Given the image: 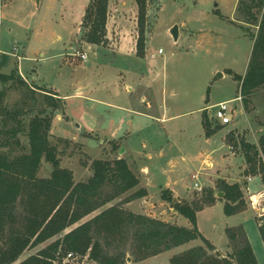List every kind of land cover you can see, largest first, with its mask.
Listing matches in <instances>:
<instances>
[{
	"label": "rangeland",
	"instance_id": "1",
	"mask_svg": "<svg viewBox=\"0 0 264 264\" xmlns=\"http://www.w3.org/2000/svg\"><path fill=\"white\" fill-rule=\"evenodd\" d=\"M117 1L110 8V28L113 33H116L119 30V19L126 18L128 24L123 27V30H128L133 35V20L135 17L138 20V3L136 0H125L124 7L120 8L119 0ZM133 1L137 4V11L134 9ZM260 1L148 0L146 54L144 57L137 56L139 64H148L150 79L153 80V93L146 92L143 87H137L140 83L138 80L137 88L130 94V105L144 113L162 115L166 112L174 118L167 124H161L138 111H125L68 96L66 107L55 116L51 128V143L58 147L61 166L73 171L76 182L87 181L93 175L94 160L125 158L124 153L120 152L121 148L126 146L125 142L122 139H110L117 134H125L131 151L140 154L136 156V159L141 162L145 160L148 165V173L144 179L147 191H149L146 199L145 197L135 199L129 205L124 204L125 208L159 219L173 217V213L179 212L163 199L164 190H170L177 198L179 196L190 203L201 202L208 188H212L211 180L216 177L217 170L221 169V173L229 179L228 181L225 179L228 183L238 182L242 186L247 202L245 211H248L250 216L246 221L255 225L256 219H263L264 216H259L261 211H256L252 207L251 193L247 189V177L251 174L247 173L249 166L246 158H242L244 154L241 148L236 146L231 149L240 158L236 160L226 145V142L231 145L232 140L240 143L243 138L251 143L257 141L255 144H258L260 135L264 131V87L251 95H244L242 94V82L237 79V75L243 77L248 70L254 46V35L258 33L256 18L260 20L264 11L260 7ZM61 7L60 4L59 6L56 4L54 6L56 14L53 11L52 16L56 15L59 18ZM174 25L179 26L180 37L177 41L171 34ZM136 29L139 36L138 24ZM147 34H149L148 46ZM78 40L77 50L81 52L84 42L80 37ZM113 41H116L115 36L112 41L108 39V43L101 47L106 51L114 50L116 46ZM52 47L57 49L58 45L53 43ZM160 48L164 50V53H159ZM155 53H157L156 57ZM35 55H38L37 58L41 57L38 52ZM109 58L110 54L104 52L93 55L92 61L96 62L94 64L96 68L89 74L83 70L73 71L72 68L62 66L58 59L49 60L36 67L35 63L28 59L23 63L24 73H22L18 58L13 56V64L4 71L10 72L13 67L18 66L20 74L25 76L31 87L50 91L57 89L63 95L72 94L75 80L101 82L98 79L101 75V78L106 81V90L113 91L118 64ZM33 68L36 69L35 73ZM220 72L223 76L219 74ZM2 89L3 85L0 82V90ZM143 93L154 102L153 109L141 102L140 95ZM109 94L110 92H104L101 97L108 98ZM24 96V89L12 86L8 90L6 100L8 105L13 107L22 102ZM236 97H242V102L233 101L231 103L232 108H236L234 122L225 126L217 124L214 117L216 108L213 105ZM199 108L202 109L199 110ZM97 111L101 112L100 119H98ZM204 115L213 128L218 126L222 129L214 133L211 143L204 141L202 145L192 144V138H195L200 129L204 127ZM85 120H89L90 124L85 123ZM82 122L84 126H93L94 131H84L85 127H80ZM77 123L80 124L77 125ZM227 131L225 142L224 135ZM19 136L23 145H28L27 135L21 133ZM190 153H195V156L192 158L191 155L188 160L185 155L188 156ZM208 153L211 154L209 160L213 162L212 167L204 161ZM169 156L176 158L178 165L174 167L167 165L165 160ZM229 164L231 166H228ZM229 167H231V172L228 176ZM52 171V164L44 159L39 176L48 177ZM195 174H198L203 190L194 188L193 176ZM253 176L262 179L261 174ZM218 180H215L213 188L217 201L203 206L197 212L198 228L205 238L215 244L216 250L226 247L229 241L226 228L235 226L239 220L244 222L245 219L241 217L239 219L235 215H226L224 211L226 200L219 194ZM140 187H142L141 184L137 188ZM252 187L256 189L254 185ZM137 188L121 195L106 207L120 202ZM104 208L86 216L81 222L89 220ZM262 208H264V201ZM174 220L171 223L191 226L190 220L182 214ZM252 237L255 252L261 264H264V248L257 238L255 239L253 235ZM196 243L203 244V240L198 239ZM41 245L27 249L19 261L44 246V244ZM112 251L115 250L112 249ZM173 253V251L164 252L153 261V264H172ZM127 255L129 256L127 264L143 262V260L134 261L131 250L127 252ZM54 264L99 263L88 255L76 254L73 258L61 255Z\"/></svg>",
	"mask_w": 264,
	"mask_h": 264
},
{
	"label": "trees",
	"instance_id": "2",
	"mask_svg": "<svg viewBox=\"0 0 264 264\" xmlns=\"http://www.w3.org/2000/svg\"><path fill=\"white\" fill-rule=\"evenodd\" d=\"M136 1L139 7L137 55L144 57L148 0ZM260 3L264 9V0ZM109 4L110 0H91L87 7L83 25L88 29L84 34L88 43L99 46L108 43ZM256 21L258 33L254 35L248 70L243 77L237 75L244 95L264 87V11L262 18ZM12 64L13 56L0 52V82L3 85L0 90V264H54L61 255L70 252L88 255L99 264H127L129 250L134 261H142L196 239H202L204 244L173 255L171 263L259 264L243 224L226 228L231 249L227 255H218L216 247L200 232L197 212L216 201L213 188H208L201 202L191 203L164 190L163 199L186 216L191 226L125 208L124 204L148 195L144 187L106 207L140 186V177L126 158L96 159L89 180L76 182L73 171L61 166L58 147L51 143L53 119L64 110V98L56 91L31 87L18 66L10 72L4 71ZM12 86L25 90L24 100L13 107L6 100ZM203 125L207 136L222 129L213 128L205 115ZM21 133L27 135L28 145L21 142ZM232 142L231 145L241 148L246 158L247 173L261 174L264 181V131L258 144L245 138L240 143ZM44 159L53 166L48 177L39 176ZM218 188L226 200V215L246 210L247 202L240 183L219 179ZM102 208L92 218L81 222ZM261 220L259 231L264 241V218L258 221ZM53 237L57 238L18 261L27 249L38 247Z\"/></svg>",
	"mask_w": 264,
	"mask_h": 264
},
{
	"label": "crops",
	"instance_id": "3",
	"mask_svg": "<svg viewBox=\"0 0 264 264\" xmlns=\"http://www.w3.org/2000/svg\"><path fill=\"white\" fill-rule=\"evenodd\" d=\"M90 2L91 0H0V52L8 53L12 56L17 57L20 70L22 71V73H24L23 63L24 61H28V59H30V61H33L35 63L34 64L35 67L37 65H42L43 63H46L49 60L58 59L62 66L72 68L73 71L83 70L85 71L86 74L93 72L94 69L96 68L94 67V64L96 62L92 61L93 55H97L101 52L109 53L110 54L109 59L112 62H116L118 64V67H116L117 68L116 74L114 76L115 80H114V85H113L114 87L113 91L106 90V87H107L106 81L105 79L101 78V75L98 78L101 82H98V81L95 82V81H90V80H87V81L86 80H83V81L75 80V83L73 85L74 91L72 92L71 95H63L57 89H55V91L58 92L64 98L66 104H67L66 97L74 96L76 98H81L86 101L95 102L100 105H104L108 107H115L116 109H123L125 111H131V112L138 111L142 113L143 115H146L147 118L151 120L159 121L161 124H167L169 121H171V119L174 118V116H170L166 112H163L162 115L154 114L151 112L144 113L140 110L133 108L132 105H130L131 104L130 94H132L133 91L137 87H143L145 88L146 92L151 91V93H153V80L150 79V71L148 68V64H139V60L137 56V38H138V34H137L138 32L136 29L137 24H138L137 18L135 17V19L133 20V25H134L133 35H132V32L128 30L126 31L123 30V27H125L128 24L127 23L128 20L126 18L119 19V23H120L118 27L119 30H117L116 33H113L110 28L111 26L110 8L112 7V5L116 4L118 1L110 0L109 18H108V23H107V29H108L107 38L110 41H112L113 37L115 36L116 41H113V44H115L116 49L106 51L105 49H103V47L88 43L85 39H83L85 32L88 30L83 24H84V17L86 14V9L89 6ZM134 3H135L134 9L137 11V6H136L137 4L136 2ZM56 4L58 6L59 4L62 6L61 7L62 11L60 13L59 18L58 16L56 15L52 16L51 14L54 11V6ZM118 5L120 8L124 7L125 0L124 1L119 0ZM53 13H55V11ZM148 35L149 34H147V39H148L147 46L149 43ZM79 37L81 38V41L84 42V47L81 52H87L88 54V58L86 60L76 55L78 51L77 44L79 41L78 40ZM179 37H180V32H179ZM53 43L58 45L57 49H54L52 47ZM37 52L39 56H41L40 58H37L38 55H35ZM156 54L157 53L154 54L155 57H156ZM150 65L151 64L149 63V66ZM32 70H34V73H35L36 69L33 68ZM138 80L140 81L141 84L139 83L138 84L139 86L136 87L137 85L136 83L139 82ZM104 92H107V93L110 92V94L108 95V98L101 97L103 96L102 94ZM140 96H141L140 100L142 103H146L147 107L150 109L154 108V102L152 101V99H150L149 97L147 98L145 96V93H143V95H140ZM201 109L202 108H199V110ZM61 112L62 111L58 112L57 114ZM100 113H101L100 111H97L98 119H100ZM95 117L94 119H96ZM84 122L90 124L89 120L87 121L85 120ZM78 124L80 123H77V125ZM82 125H83V122L82 124H80V127H83V128L85 127V130L83 129L84 131H87V132L94 131L93 126L90 127V125H88L87 127V126H84V125L82 126ZM228 131L224 135L225 142H226V136H227ZM214 135L215 134L211 136H207L206 131L203 127L202 129H200L199 134L195 138H192L193 140L192 144L202 145L204 141L206 142L209 141L211 143L212 137ZM110 139H113V140L122 139V141L125 142L126 146L123 147L125 150L124 157L128 158L127 160H128L130 167L140 177L142 187H145L147 189L145 185L146 182L144 179L146 174L148 173L147 172L148 165L146 161L143 160V162H141L140 160L136 159V156L140 154H138L137 152L131 151L129 140L125 134H117L111 137ZM226 145L228 146L229 150L231 151V154L236 158V160L240 159L238 154H235L234 152H232L231 149L233 148L231 147V145H229L227 142H226ZM128 150H130L131 152H129ZM197 154L198 153H196V155ZM191 155L193 158L195 156V153H190V155L188 156L185 155V158L189 160ZM210 155L211 154L208 153V156L204 159V161H206V164L209 167H212L213 162L209 160ZM149 158H151V155H149ZM242 158L245 159L244 156ZM165 161H166V164L169 165L170 167H174L175 165H178L176 164L177 162L176 158H172L170 156L167 157ZM228 166H231V165L229 164ZM230 172H231V167L228 168V176L230 175ZM218 179H226L227 181L229 180L226 177V175L221 173V169H218L216 173V177H213V179L211 180L212 188L215 187L214 186L215 180H218ZM247 179H248L247 189L250 191L251 196L255 195V197L260 198L263 203L264 201V182L262 181V179H259L258 176H253V175L248 176ZM198 182H200L199 178H198ZM200 185L202 186L201 183ZM252 185H254L256 189H254ZM146 197L148 196H145V199ZM178 199H181V198H179L178 196ZM131 202L127 204L129 205ZM137 213H141V212H137ZM142 214H145V213H142ZM179 215H180L179 213H173V217H168V218L160 217V218L163 220L169 221V222H174L175 221L174 219L178 217ZM234 215L236 217H239V219L240 217L245 218L244 222L239 220V223L236 225H239V224L244 225L247 231V234L249 236V239L252 243V246H253V240H254L252 237L253 235L255 239L257 238L260 241L262 247L264 248V241L259 231V224H260L259 221L256 219L255 225L249 224L247 222L249 220L248 218L250 217L248 215V211H243V212H240ZM70 229H72V227L67 228L64 231V233H67L68 231H70ZM56 238L57 237H53L49 241L43 243L44 246L45 244H48L49 242L54 241ZM197 240L198 239L192 240L189 243L175 247L168 251H173L174 252L173 254L175 255L177 253H180V252H183L189 249L192 246L204 244V242L203 244L196 243ZM211 243L215 245L213 242ZM216 251H218L219 254L221 255H225L228 252H230L231 249L229 247V241L226 247L220 250L217 249ZM164 252L143 260L141 264H153V261L158 259L160 255L163 254ZM256 256L259 261V264H261L262 262L258 258L257 254ZM263 258H264V255H263Z\"/></svg>",
	"mask_w": 264,
	"mask_h": 264
},
{
	"label": "built area",
	"instance_id": "4",
	"mask_svg": "<svg viewBox=\"0 0 264 264\" xmlns=\"http://www.w3.org/2000/svg\"><path fill=\"white\" fill-rule=\"evenodd\" d=\"M159 53H164V50L162 48H160ZM76 55L80 56L84 60H86L88 58L87 52L77 51ZM23 77L25 78L24 75H23ZM233 101L242 102V97H236L234 99L223 100V101H220L217 104L213 105L216 108L214 117L217 120V124L225 126V125H229L232 122H234V115H235L236 108H232V106H231V103ZM231 147L235 148V146H233V145ZM193 177L195 179L194 180L195 181L194 182V188L196 190H203V186H201L200 183L198 182V175L195 174ZM251 200H252V206L254 207V209L256 211H261L259 213V216L263 217L264 216V208H262V200L260 198H256L255 195L251 196ZM75 255L76 254L73 252H70L67 254L68 258H73V257H75Z\"/></svg>",
	"mask_w": 264,
	"mask_h": 264
},
{
	"label": "water",
	"instance_id": "5",
	"mask_svg": "<svg viewBox=\"0 0 264 264\" xmlns=\"http://www.w3.org/2000/svg\"><path fill=\"white\" fill-rule=\"evenodd\" d=\"M171 34L173 36V38L175 39V41L178 40L179 38V26L178 25H174L171 29ZM221 76H223V73H219ZM124 148H121V153H124ZM220 195H222V192H219ZM216 253L219 255V252L216 251Z\"/></svg>",
	"mask_w": 264,
	"mask_h": 264
}]
</instances>
